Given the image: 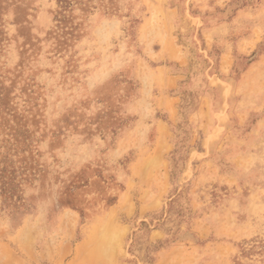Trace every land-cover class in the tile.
I'll return each instance as SVG.
<instances>
[{
	"label": "rangeland",
	"instance_id": "obj_1",
	"mask_svg": "<svg viewBox=\"0 0 264 264\" xmlns=\"http://www.w3.org/2000/svg\"><path fill=\"white\" fill-rule=\"evenodd\" d=\"M0 264H264V0H0Z\"/></svg>",
	"mask_w": 264,
	"mask_h": 264
}]
</instances>
